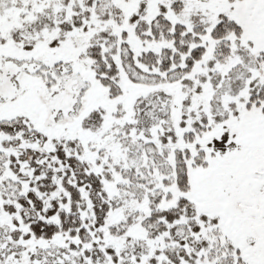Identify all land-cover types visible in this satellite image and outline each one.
Wrapping results in <instances>:
<instances>
[{
  "label": "snow or ice",
  "instance_id": "1",
  "mask_svg": "<svg viewBox=\"0 0 264 264\" xmlns=\"http://www.w3.org/2000/svg\"><path fill=\"white\" fill-rule=\"evenodd\" d=\"M0 264H264V0H0Z\"/></svg>",
  "mask_w": 264,
  "mask_h": 264
}]
</instances>
